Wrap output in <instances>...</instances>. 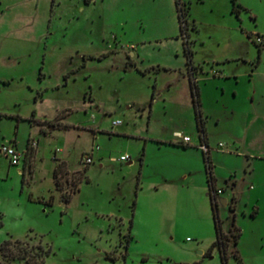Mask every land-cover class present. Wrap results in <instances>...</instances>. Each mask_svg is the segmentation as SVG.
<instances>
[{"label": "rangeland", "instance_id": "1", "mask_svg": "<svg viewBox=\"0 0 264 264\" xmlns=\"http://www.w3.org/2000/svg\"><path fill=\"white\" fill-rule=\"evenodd\" d=\"M180 4L185 32L176 0H0V145L37 141L17 164L0 151V243L40 241L45 264H223L217 245L205 253L218 218L224 233L233 222L241 228L226 264H264V115L234 122L245 130L236 142L210 140L250 154L253 174L242 175L232 154L235 186L223 182L212 205L194 185L206 181L205 164L182 178L195 151L169 141L174 129L198 140L194 113L162 106L185 99L183 85L168 82L184 67L186 38L196 63L242 46L246 61L231 67L249 72L258 54L241 29L264 31V0Z\"/></svg>", "mask_w": 264, "mask_h": 264}, {"label": "crops", "instance_id": "2", "mask_svg": "<svg viewBox=\"0 0 264 264\" xmlns=\"http://www.w3.org/2000/svg\"><path fill=\"white\" fill-rule=\"evenodd\" d=\"M237 13L240 14L239 10ZM241 31L243 33L247 32L246 35L249 38H250L249 34L251 33H256V32L264 33V31H258V29H252L248 31L241 29ZM254 44L257 50L258 58L257 59L252 58L249 61V65H252L251 67L248 68L249 72L248 71L241 72L239 70V67H237V64L236 65L234 64L235 66L231 67V63H239V61L241 62L246 61V58L242 53L244 51V48L237 44H233V45L229 44L228 48L225 50L223 54L210 55L206 57L207 59H203L202 62L196 63L191 60V66H193V70L192 69L191 70L193 71L194 76H196L195 82L197 84L199 91L200 114L204 120L203 121L204 140L210 147L208 156L211 161V171L214 178V186L215 188H221L220 193H223V188H224L222 185L223 182L228 183L229 180L231 179L235 186V181L237 180L236 167L232 166L231 164V160H232L231 155L233 154L235 156L236 159L235 161H237V159L239 161L242 153L237 149L223 150L220 148L219 150V148L217 147H212V145L210 144V140L215 137L217 138L229 137L233 140V142H236V140L240 139L242 136L245 135V130L243 131L242 129L243 131L242 132L239 129H232L234 122L237 123V120L239 118H241L242 116H246L245 114L251 115L250 119L253 117L252 114L256 115L257 112H259L258 115L259 114L264 115V71L262 72L259 69L261 66L264 67V48H263L264 44H257L256 42H254ZM165 66L167 69H171L170 66L167 65ZM189 71H190V66L185 60L184 67L178 72H175L174 76H172L168 82L169 85L168 90H170L172 87H177L179 83L183 85V91L185 94L184 101L170 103V104L165 103L162 106H181V109L183 111L187 113L193 112L196 119V114L192 102ZM155 87L153 88L152 91L153 97H151V103L149 104V106H153L152 101L154 98H156L157 100V97L154 95L156 90ZM157 94L158 96L162 95L161 92H158ZM241 95L249 96L248 102L242 103L243 106H241L240 104ZM258 107H261L263 111L260 112L259 110L261 109ZM251 110H253V112H250ZM211 124L216 126V128L214 129L211 128L210 126ZM175 131H180V130L174 129L172 131L173 136H175L174 135ZM196 133L198 140H193L192 137H190L189 142H183L181 141L180 138H177L175 140L169 139V141L173 144L181 145L183 148L193 147L191 149L195 151L196 167H194V169L193 167H188L187 171H184L182 173V178L184 179L185 178L187 179L189 174L192 173V170L201 171L203 165L205 164L204 153L199 146V143L203 140V138L200 135V131L198 127ZM218 142L221 141L219 140ZM28 146H29V142L25 149L28 150ZM235 148H237V146H235ZM33 150L34 148L29 149L27 152H25L24 156L26 158L27 156H31ZM211 150H213V153H211ZM249 160H250V154H248L246 151H243V157L241 158V162L239 161L242 167V175H246V176L253 175L252 170L250 168L251 162ZM219 166L220 167L224 166L227 173L222 174L215 171L216 167ZM204 167L206 171V166L204 165ZM252 179L253 178H251V180ZM194 185L207 190V194L209 195V198L206 197L205 199L209 201L208 203H210V191H209L208 180L206 179L205 182L198 184L195 183ZM250 186H252L253 188V185ZM223 198L225 197H221L220 200ZM232 200L233 203H236L235 198H233Z\"/></svg>", "mask_w": 264, "mask_h": 264}, {"label": "trees", "instance_id": "3", "mask_svg": "<svg viewBox=\"0 0 264 264\" xmlns=\"http://www.w3.org/2000/svg\"><path fill=\"white\" fill-rule=\"evenodd\" d=\"M234 3V0H232ZM177 9H178V17L180 21V27L183 32L186 31V28L188 26L187 22V14H188V6L184 8L180 4V0H176ZM234 5L232 6V9H234ZM184 49L186 52V62L190 66L189 71V78H190V84H191V93H192V102L194 106V111L196 114V120H197V127L200 131V135L204 140V124H203V118L200 114V99H199V91L197 84L195 80L193 79V66H191V55L192 51L189 45V41L186 38L184 41ZM192 69V70H191ZM153 97V93H152ZM205 141V140H204ZM203 151V150H202ZM204 153V161L206 166V172H207V180L209 183V191H210V197H211V203L212 205H216V197L213 194V190L215 189L214 186V178L211 171V161L209 159V156ZM59 169V165L55 167L54 169V179L56 182V186H59V182L57 179V171ZM62 199L65 202H68L71 198L70 194H63ZM46 203H51V198L45 201ZM255 211L252 212V215H254ZM216 222V229L218 231L217 238L212 242L211 246L208 248V250L205 252L206 254L210 255L211 250L214 246H218L221 252V257L223 264H226V253H227V247L229 244L230 236L234 239L235 242H237L239 235L241 234V228L234 222L232 223L229 232L224 233L220 229V225L218 223V218L215 219ZM49 248H46L40 241H34V240H28V239H12L7 238L4 239L0 243V264H45L44 257L46 253H48ZM238 263H241V256L238 252V250L235 248L233 251Z\"/></svg>", "mask_w": 264, "mask_h": 264}, {"label": "built area", "instance_id": "4", "mask_svg": "<svg viewBox=\"0 0 264 264\" xmlns=\"http://www.w3.org/2000/svg\"><path fill=\"white\" fill-rule=\"evenodd\" d=\"M249 36L252 38V40L254 42H256L257 44H264V33H251L249 34ZM193 79L196 80V76L193 75ZM120 122V120H115L114 123H118ZM174 135L178 138L181 139V141L183 142H189L190 141V136L187 134H183L181 131H175ZM37 141L35 140H30L29 142V146H28V150L32 149L36 146ZM200 148L206 153V155H208L210 147L209 145L202 140L199 143ZM218 147L221 148L223 147V142H218ZM95 148H97V145L95 146ZM27 149L25 150H20L18 149L15 145L11 144V143H2L0 145V151L7 156L10 161L14 164H17L21 157L25 154V152L28 151ZM92 152H93V148L91 149V151L86 155L84 161L85 162H91L92 161ZM129 154H122L121 156H119V160L123 161V160H128L129 159ZM213 194L216 196V194L221 192V188H215L213 191Z\"/></svg>", "mask_w": 264, "mask_h": 264}, {"label": "water", "instance_id": "5", "mask_svg": "<svg viewBox=\"0 0 264 264\" xmlns=\"http://www.w3.org/2000/svg\"><path fill=\"white\" fill-rule=\"evenodd\" d=\"M222 204H227L226 198L221 199Z\"/></svg>", "mask_w": 264, "mask_h": 264}]
</instances>
